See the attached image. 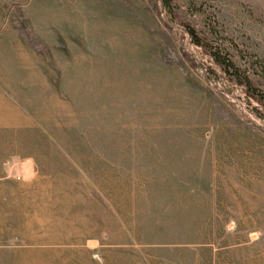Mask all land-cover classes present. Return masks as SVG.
I'll list each match as a JSON object with an SVG mask.
<instances>
[{"label":"rangeland","instance_id":"rangeland-1","mask_svg":"<svg viewBox=\"0 0 264 264\" xmlns=\"http://www.w3.org/2000/svg\"><path fill=\"white\" fill-rule=\"evenodd\" d=\"M22 4L31 99L0 139V264H264V0Z\"/></svg>","mask_w":264,"mask_h":264},{"label":"crops","instance_id":"crops-1","mask_svg":"<svg viewBox=\"0 0 264 264\" xmlns=\"http://www.w3.org/2000/svg\"><path fill=\"white\" fill-rule=\"evenodd\" d=\"M23 1L0 0V139L13 137L17 126L22 129L16 115L23 114L21 108L31 99L32 50L20 28H15L16 8L22 9V24L26 16L29 21L33 19V7H24ZM42 255L43 262L51 259L46 253Z\"/></svg>","mask_w":264,"mask_h":264},{"label":"trees","instance_id":"trees-1","mask_svg":"<svg viewBox=\"0 0 264 264\" xmlns=\"http://www.w3.org/2000/svg\"><path fill=\"white\" fill-rule=\"evenodd\" d=\"M153 1L156 3H157V1L160 2L163 9L166 11V13L169 14L170 16L172 15V12L170 11V0H153ZM15 12H16L15 13V28L17 30H19L20 26L22 25V22H21V20H22V9L16 8ZM185 27H186V32L190 36L191 42L195 46L201 47L202 42H201L199 36L196 34V32L188 26H185ZM211 58H212L213 63L216 64V66L222 72L223 75H225L229 79H237V80L239 79V83L246 86V95L249 99H252V100L257 101V102L260 101V97H258L255 94L256 92L254 93L253 89L249 86L247 78L244 77L242 79L241 77L238 76L239 70L235 67V65L231 62V60L222 56L218 50L216 52H214L213 54H211ZM211 71H213V70H211ZM253 110L256 113H261L259 111V109H257V108H254Z\"/></svg>","mask_w":264,"mask_h":264}]
</instances>
